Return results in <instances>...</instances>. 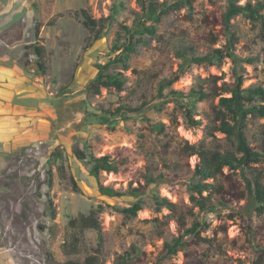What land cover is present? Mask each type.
<instances>
[{"label": "rangeland", "instance_id": "rangeland-1", "mask_svg": "<svg viewBox=\"0 0 264 264\" xmlns=\"http://www.w3.org/2000/svg\"><path fill=\"white\" fill-rule=\"evenodd\" d=\"M259 1L236 0L241 6ZM113 6L116 19L91 43L86 24L108 16ZM142 7L140 0H0V247L15 264H77L92 255L98 256L96 264H114L132 244L145 253L131 264H156L164 245L159 229L182 235L202 217L209 225L201 231L205 240L185 235L184 249L164 264H252L253 245L264 244V212L257 210L252 182L260 174L264 184V161H251L246 172L224 167L216 180L222 189L204 192L217 211L200 215L187 188L199 163L191 146L236 149L213 122L220 97L231 96L221 86L234 79L235 63L229 57L221 65L186 63L180 55L225 48L226 15L234 12L230 0H192V8L166 14L156 36L147 37L149 45L131 56L128 69L122 63L110 66L127 74L124 90L102 87L94 94L89 87L97 64L116 56L111 49L120 26L131 25ZM236 12L231 15L235 52L239 58H257L241 62L238 71L244 86H264V26L241 8ZM36 42L43 46L42 55L34 50ZM200 87L220 95L196 103L194 117L201 124L191 126L184 115L189 99L178 100L172 92ZM143 102V111L118 117L113 125L99 119L104 109ZM159 122L165 129L153 130L151 124ZM246 136L252 149L263 150L264 118H250ZM36 145L41 150L33 161L21 162ZM77 149L128 156L120 172H102L101 181L123 192L137 188L138 195H102ZM55 152L63 155L56 162L51 159ZM50 160L53 184L46 172ZM149 176L155 181L148 182ZM154 194L174 202L176 216L166 207L158 212ZM50 198L60 228L56 238L50 230ZM250 198L254 206L244 214ZM139 199L144 208L136 216L121 211ZM99 206L98 226L70 224ZM155 219L164 224L158 227Z\"/></svg>", "mask_w": 264, "mask_h": 264}, {"label": "trees", "instance_id": "trees-1", "mask_svg": "<svg viewBox=\"0 0 264 264\" xmlns=\"http://www.w3.org/2000/svg\"><path fill=\"white\" fill-rule=\"evenodd\" d=\"M231 1V9L237 13L238 8H241L245 12V15L253 21H260L264 26V0L259 1L255 4L247 3L245 6L238 5L236 0ZM143 10L136 13L131 25L122 24L120 31L114 40L112 45V52L117 53L108 63L97 64L98 73L90 83V88L94 94L100 92L102 87L115 88L118 91L124 90L125 84L128 81V76L125 72L110 69L112 64L122 63L124 68H129V59L137 52L138 47L141 45H149L147 37L153 38L158 32V24L162 21L163 17L173 10H178L182 7L192 8V0H174L173 3H168L166 0H140ZM238 6H237V5ZM237 8V9H235ZM232 12V14L234 13ZM118 8L112 7L111 13L99 19H90L86 24L87 28L91 32V36L88 40L92 43L102 38L110 25L112 20L116 19ZM227 14L226 24V39L227 43L225 48H215L204 55H193L188 56L184 52H180V55L184 58V61L193 62L197 64H218L221 65L223 59L229 57L235 63L234 79L231 82H224L221 89L224 92L231 94V96H221L219 104L214 106L215 122L214 129L224 133L227 139L230 140L232 145L235 143L236 149L233 150H211L204 145L191 146L193 152L198 155L199 163L194 172L193 178L188 182L187 188L190 193L191 201L195 206L199 208V214L204 215L208 212L217 211V207L204 196L205 191H220L221 185L216 181L219 174L223 172L224 167L229 168H241L244 172L250 167V162L258 163L264 161V149L255 151L250 147L248 138L246 136V129L248 127V121L250 118H264V86L261 84L244 86V76L238 71L241 62H254L257 60L256 57L251 58H239L235 52V44L237 42V36L235 31L232 29L231 15ZM122 32L124 35H122ZM125 39L123 42L122 39ZM34 50L37 54H43V46L36 42L34 44ZM43 67V65H40ZM173 94L177 95V99L188 98V106L185 108L184 115L187 123L191 126H198L201 124L200 119L194 117V111L196 103L205 100L210 97H217L220 94L213 91H205L204 88L199 89L192 88L189 92L185 93L182 91H174ZM182 103V102H180ZM147 105L143 102L140 106H132L129 104H123L115 109H104V113L99 116V119L103 123H109L113 125L117 122L118 117L127 116L130 113L141 112ZM161 105V104H160ZM183 105V104H182ZM160 109V106H156ZM166 124L163 122L151 124L153 130L163 131ZM237 142V143H236ZM238 153H243L239 156ZM77 156L86 161L90 165L89 173L98 182V189L102 195L108 197H122L124 195H138V189L134 188L129 192H123L112 186L105 185L101 181L102 172H120L121 167L128 163V156L122 155L120 158L113 157L110 154H104L101 156H95L93 153L87 154L81 149L76 150ZM63 157L62 153H53L51 159L58 161ZM250 169V168H249ZM49 183L53 184L54 170L53 162L49 161V167L46 169ZM148 182H154L155 178L149 176ZM208 179H214V182H208ZM254 185V195L259 206L257 210L261 213L264 212V184L261 181L260 174H256L252 179ZM156 210L160 212L164 207L172 210L174 216L178 213L177 205L169 200L165 196L160 194L153 195ZM143 200L139 199L134 202L131 206L124 207L121 209L126 216H136L138 212L143 210ZM49 205L51 210V217L53 219L50 230L53 238H56L59 233V223L55 220L57 216V209L52 198L49 199ZM102 211V206H99L97 210H92L89 215H83L80 219L74 218L70 221V224L75 226L81 224L83 226H98L99 221L97 218L98 212ZM181 220V221H180ZM177 217V221L181 224L185 222ZM154 222L161 227L164 221L155 219ZM208 225L207 221L202 217L201 220H195L191 227L186 228L182 235H166L164 234L163 228L159 229L160 237L164 238L163 250L158 258L156 264H164L163 261L179 253L183 250L187 244L185 235H190L191 238H197L205 240L201 236V231ZM145 252L141 247L136 244H132L130 248L123 254L119 255L114 264H131L139 261L141 255ZM253 258L252 264H264V244L253 245ZM98 256L92 255L86 257L84 260L77 264H96L98 262ZM76 264V263H73Z\"/></svg>", "mask_w": 264, "mask_h": 264}, {"label": "built area", "instance_id": "built-area-1", "mask_svg": "<svg viewBox=\"0 0 264 264\" xmlns=\"http://www.w3.org/2000/svg\"><path fill=\"white\" fill-rule=\"evenodd\" d=\"M6 37V36H4ZM41 150V146L40 145H36L35 147L31 148L30 151H28L27 153H25L22 157H21V162H26V161H33V159L40 153ZM45 172V171H44Z\"/></svg>", "mask_w": 264, "mask_h": 264}, {"label": "crops", "instance_id": "crops-1", "mask_svg": "<svg viewBox=\"0 0 264 264\" xmlns=\"http://www.w3.org/2000/svg\"><path fill=\"white\" fill-rule=\"evenodd\" d=\"M0 264H15L13 258L7 254V250L0 247Z\"/></svg>", "mask_w": 264, "mask_h": 264}, {"label": "water", "instance_id": "water-1", "mask_svg": "<svg viewBox=\"0 0 264 264\" xmlns=\"http://www.w3.org/2000/svg\"><path fill=\"white\" fill-rule=\"evenodd\" d=\"M254 203H255V199L254 198H250L248 203L246 204V206L244 208V214L248 213L249 209L254 206Z\"/></svg>", "mask_w": 264, "mask_h": 264}]
</instances>
